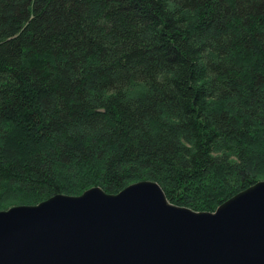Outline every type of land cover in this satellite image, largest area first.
<instances>
[{
	"label": "trees",
	"instance_id": "trees-1",
	"mask_svg": "<svg viewBox=\"0 0 264 264\" xmlns=\"http://www.w3.org/2000/svg\"><path fill=\"white\" fill-rule=\"evenodd\" d=\"M140 181H264V0H0V211Z\"/></svg>",
	"mask_w": 264,
	"mask_h": 264
},
{
	"label": "water",
	"instance_id": "water-1",
	"mask_svg": "<svg viewBox=\"0 0 264 264\" xmlns=\"http://www.w3.org/2000/svg\"><path fill=\"white\" fill-rule=\"evenodd\" d=\"M0 264H264V181L213 212L150 181L0 211Z\"/></svg>",
	"mask_w": 264,
	"mask_h": 264
}]
</instances>
